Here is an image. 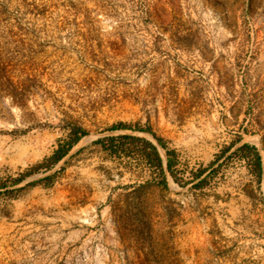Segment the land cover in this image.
I'll return each mask as SVG.
<instances>
[{"label": "rangeland", "instance_id": "obj_1", "mask_svg": "<svg viewBox=\"0 0 264 264\" xmlns=\"http://www.w3.org/2000/svg\"><path fill=\"white\" fill-rule=\"evenodd\" d=\"M118 122L163 138L182 183L94 144H157ZM70 124L87 134L57 165L0 188V264H264V0H0V184ZM237 137L260 185L234 148L217 158Z\"/></svg>", "mask_w": 264, "mask_h": 264}, {"label": "trees", "instance_id": "obj_2", "mask_svg": "<svg viewBox=\"0 0 264 264\" xmlns=\"http://www.w3.org/2000/svg\"><path fill=\"white\" fill-rule=\"evenodd\" d=\"M69 132L66 138L57 143L56 148L53 152L41 162L35 164L29 168L26 172L22 173L16 178H12L7 182L0 184V188H4L8 185H17L25 180L27 177L39 173L41 171H49L55 165H57L70 151L71 149L79 142V140L87 134V131L80 125L70 124ZM109 130H140L147 133H150L155 138L158 145L152 141L146 139L145 137H140L136 135H117L109 136L98 139L94 144L100 147L108 157L111 158H122L124 156H139L143 158L149 166H151L157 173L160 178L159 184L163 187L167 186L166 172L172 177V179L180 184L182 183L181 178L179 177L178 172V160L176 152L174 150H169L167 142L156 136L150 128H142L140 126H134L131 123L127 122H118L111 125ZM240 137H237L235 140L226 145L217 156V158L223 157L228 151L235 147L239 142ZM164 150V155L161 154L159 147ZM238 157L240 159L247 160L251 173L256 178V183L261 184L263 179V161L261 154L258 148L254 145L248 143H243L236 148H234L230 154L226 157ZM217 159L213 162H210V166L215 165ZM208 168L198 169L194 177L200 178ZM209 179V174L204 176L198 183L199 187H203ZM54 180V175H46L40 180L33 182L32 184L43 183L44 185H52ZM16 191V190H15ZM13 193V191L7 190L6 193Z\"/></svg>", "mask_w": 264, "mask_h": 264}, {"label": "crops", "instance_id": "obj_3", "mask_svg": "<svg viewBox=\"0 0 264 264\" xmlns=\"http://www.w3.org/2000/svg\"><path fill=\"white\" fill-rule=\"evenodd\" d=\"M254 145L259 150V146H257L256 144H254ZM64 225H65V227H68V225L66 223ZM88 230H89L88 227L86 225H84L83 223H81V224H79V226L75 230H72L68 233L67 239L71 238L73 236V234L76 233L75 235H77L78 238L82 237L81 241H82V243H84V240L89 237L88 235L85 234Z\"/></svg>", "mask_w": 264, "mask_h": 264}, {"label": "water", "instance_id": "obj_4", "mask_svg": "<svg viewBox=\"0 0 264 264\" xmlns=\"http://www.w3.org/2000/svg\"><path fill=\"white\" fill-rule=\"evenodd\" d=\"M156 144V143H155ZM156 145H158V144H156ZM159 147V146H158Z\"/></svg>", "mask_w": 264, "mask_h": 264}]
</instances>
